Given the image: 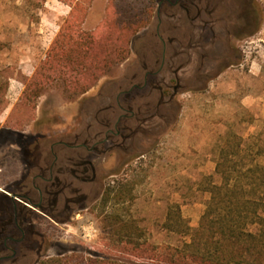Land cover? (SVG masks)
I'll return each instance as SVG.
<instances>
[{
	"label": "rangeland",
	"instance_id": "1",
	"mask_svg": "<svg viewBox=\"0 0 264 264\" xmlns=\"http://www.w3.org/2000/svg\"><path fill=\"white\" fill-rule=\"evenodd\" d=\"M153 1V18L131 36L127 57L118 59L85 93L71 94L67 87L72 82L64 81V77L53 82L41 78L46 73L47 56L58 33L68 32L69 25L82 19V29L103 33L100 39L103 40L112 18L136 16L145 0L135 1L132 5L135 12L125 5L123 13H118L109 0H92L85 16L86 2L74 5L45 0L41 7H36L29 0H0V196L2 190L13 189L15 182L21 180L27 161H32L31 156L21 152V143L14 140L35 136L57 139L85 129L89 121L82 112L83 106L87 105L85 110H88L92 98H96V105L104 104L100 96L102 89L127 98L128 103L139 100L140 81L133 76L145 56L149 58V71L156 68L154 60L159 57L157 16L161 0ZM175 1H163V24L159 30L165 40L175 34L169 31L171 22L166 18ZM258 2L263 16L261 26L253 36L235 41L240 54L233 65L200 83L198 59L186 64L180 75L186 86L175 96L172 123L155 115L158 93L149 87L143 91V100L152 103L144 108L143 117L150 119L145 130L157 128L161 132L154 139L146 134L142 136L143 151L131 160L123 161L112 154L102 162L104 168L113 170L105 181L106 186L118 190L120 183L136 182L132 201L123 199L115 203L112 199L103 205L100 197L67 222L41 216L33 223L43 242L47 240L48 250L44 254L47 257L43 258L57 260H48V264H91L107 256L131 260L134 264H161L157 261L156 246L182 245L190 240L188 235L166 228L169 206L179 205L182 216L195 229L209 198L203 180L209 174L218 180L215 167L219 143L227 132L239 133L246 144L253 136L264 139V0ZM181 32L182 28L176 30L178 35ZM182 59L175 60L176 66ZM215 65L209 60L206 69ZM63 74L71 78L76 72L64 70ZM167 76L170 75L166 73ZM11 79H18L19 83ZM40 80L44 82L40 84ZM87 81L83 78L84 83ZM83 82L80 86L85 85ZM11 84L19 88L14 86L10 91ZM165 89L167 95L172 91ZM126 90H131L129 96ZM166 109L165 105L161 107L162 112ZM109 215L117 216L120 222L110 226L105 218ZM132 220L139 231L133 229L132 237L122 238L124 224Z\"/></svg>",
	"mask_w": 264,
	"mask_h": 264
},
{
	"label": "flooded vegetation",
	"instance_id": "2",
	"mask_svg": "<svg viewBox=\"0 0 264 264\" xmlns=\"http://www.w3.org/2000/svg\"><path fill=\"white\" fill-rule=\"evenodd\" d=\"M163 1L159 3L157 16L160 43L159 57L154 60L156 68L147 70L149 58L145 56L133 76L140 81L139 100L128 103L127 98L102 89L100 96L104 104L96 105V98H92L93 105L88 110H85L87 105L83 106L82 112L89 121L85 129L57 139L35 136L14 140L21 143V152L31 156L32 161H27L26 170L13 189L2 190L0 196V264L57 261L43 258L47 257L44 255L48 250L47 240L43 242L41 234L33 229V223L41 216L67 222L77 211L89 208L102 196L105 181L113 171L104 168L102 162L112 154L123 161L131 160L143 151L142 136L146 134L154 139L159 135L161 130L157 128L145 130L150 119L143 117L144 108L152 103L143 100V91L149 87L158 93L155 115L172 123L175 96L186 86L180 78L186 64L198 59L197 81L200 83L209 75L220 73L239 57L235 41L258 33L263 17L258 0H176L166 16L171 22L169 31L175 34L165 40L159 30L163 24ZM181 19L184 24L180 23ZM180 28L182 32L178 35L176 30ZM178 59L182 62L176 66ZM209 60L216 65L206 69ZM165 72L170 76L165 77ZM165 87L172 89L169 95ZM130 92L125 91L127 96ZM164 105L166 112L161 111Z\"/></svg>",
	"mask_w": 264,
	"mask_h": 264
},
{
	"label": "trees",
	"instance_id": "3",
	"mask_svg": "<svg viewBox=\"0 0 264 264\" xmlns=\"http://www.w3.org/2000/svg\"><path fill=\"white\" fill-rule=\"evenodd\" d=\"M44 1L29 0L36 7H41ZM61 1L74 5L86 2L83 16L92 2ZM135 1L139 0H109L118 13L124 12L125 5L135 12L132 6ZM153 4V0H145L136 16L112 18L103 40H100L103 33L82 29V19L69 25L68 32H60L54 39L47 56L46 73L41 78L53 82L64 77V81L72 82L67 87L69 93H85L101 75L127 57L131 36L153 18ZM111 28L116 30L112 32ZM64 70L76 72V75L67 77ZM83 78L88 81L84 83ZM44 81L40 80V84ZM82 82L85 85L80 86ZM215 174L218 180H214L213 174L204 177L203 189L209 193V198L195 229L182 216L179 205L169 206L166 228L186 234L190 240L182 245L156 246L157 261L161 264H264V139L259 135L253 136V140L246 144L239 133L227 132L219 143ZM135 184L133 180H127L120 183L118 190L114 186H106L101 196L103 205L112 199L115 203L123 199L132 201ZM105 218L110 226L120 222L117 216ZM133 229L139 231L133 220L126 221L122 238L132 237ZM91 264L134 263L107 256Z\"/></svg>",
	"mask_w": 264,
	"mask_h": 264
},
{
	"label": "crops",
	"instance_id": "4",
	"mask_svg": "<svg viewBox=\"0 0 264 264\" xmlns=\"http://www.w3.org/2000/svg\"><path fill=\"white\" fill-rule=\"evenodd\" d=\"M17 80L18 79H11V81L18 82L19 83V81H17ZM14 86H15V84H11V90L10 91H12V89H13ZM15 88H19V87L15 86Z\"/></svg>",
	"mask_w": 264,
	"mask_h": 264
}]
</instances>
